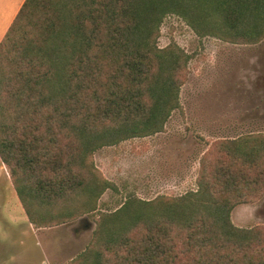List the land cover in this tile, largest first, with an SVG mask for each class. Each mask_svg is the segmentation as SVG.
<instances>
[{"label": "trees", "instance_id": "trees-1", "mask_svg": "<svg viewBox=\"0 0 264 264\" xmlns=\"http://www.w3.org/2000/svg\"><path fill=\"white\" fill-rule=\"evenodd\" d=\"M169 14L198 35L264 37V0H23L0 40V162L29 223L96 210L111 183L94 151L161 131L179 107L187 55L157 45ZM212 145L195 190L99 213L67 264H264V225L230 220L264 193V135Z\"/></svg>", "mask_w": 264, "mask_h": 264}, {"label": "rangeland", "instance_id": "rangeland-1", "mask_svg": "<svg viewBox=\"0 0 264 264\" xmlns=\"http://www.w3.org/2000/svg\"><path fill=\"white\" fill-rule=\"evenodd\" d=\"M157 45H174L187 55L179 107L161 131L94 151L93 164L111 187L98 198L96 210L43 230L47 257L54 256L55 246L59 264L89 244L99 213L113 211L127 197L150 201L195 190L200 159L214 141L264 135V37L242 43L198 35L169 14L159 26ZM230 220L244 228L264 225V193L235 205ZM33 230L0 162V264H44V245Z\"/></svg>", "mask_w": 264, "mask_h": 264}, {"label": "crops", "instance_id": "crops-1", "mask_svg": "<svg viewBox=\"0 0 264 264\" xmlns=\"http://www.w3.org/2000/svg\"><path fill=\"white\" fill-rule=\"evenodd\" d=\"M22 2H23V0H0V39L2 38L3 34L7 30L9 24L11 23V21L14 18L15 14L17 13V11H18L20 5L22 4ZM21 211H22V209H21ZM29 224L34 229L32 231V233H33L34 237L36 238V242H38V239H41L42 243L44 245L43 246L44 247L43 251L45 253V262H44V264H59L58 263L59 259L57 258V251H56V247L55 246L53 248H51V251L55 252L54 256H52L51 258L49 256L47 257V253L45 252V245L47 244V241H46L45 238L44 239L41 238L40 235L43 233V230H45L47 228L46 227H36L33 224H31V223H29ZM50 241L52 242V240H50ZM54 258H55V260H54Z\"/></svg>", "mask_w": 264, "mask_h": 264}]
</instances>
